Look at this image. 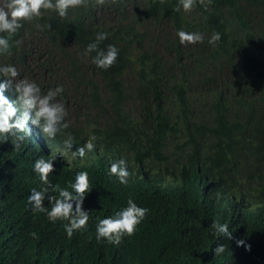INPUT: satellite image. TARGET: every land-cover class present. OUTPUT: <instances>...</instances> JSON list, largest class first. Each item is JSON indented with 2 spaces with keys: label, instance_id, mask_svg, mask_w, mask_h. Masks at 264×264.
Instances as JSON below:
<instances>
[{
  "label": "trees",
  "instance_id": "trees-1",
  "mask_svg": "<svg viewBox=\"0 0 264 264\" xmlns=\"http://www.w3.org/2000/svg\"><path fill=\"white\" fill-rule=\"evenodd\" d=\"M177 2L89 0L67 18L45 11L24 22L14 37L22 43L4 63L42 93L64 73L67 90L57 100L68 112L67 131L94 124L89 130L107 139L111 151H132L130 163L156 160L168 179L159 187L147 180L156 196L145 182L110 179L99 168L107 159L55 157L53 184L68 187L80 168L108 181L102 195L91 181L83 202L88 228L68 238L66 221L51 223L27 205L30 190L42 187L32 171L35 152L24 143L14 149L9 138L0 144V264H264V0H212L207 10L198 5L191 13L174 11ZM37 23L51 28L39 31ZM180 29L202 33L204 42L181 45ZM100 32L108 37L99 47L115 45L119 55L107 70L93 64L92 79L74 53L82 55ZM213 32L221 34L215 47L207 43ZM35 45H41L40 62L27 64ZM80 120L87 126L77 130ZM219 182L237 195L229 210L217 207ZM129 198L149 209L135 234L119 245L97 242V218L112 216ZM244 202L258 208L246 212ZM43 204L50 207L47 198ZM216 219L229 225L231 240L210 229ZM217 244L226 246L221 255L213 254Z\"/></svg>",
  "mask_w": 264,
  "mask_h": 264
},
{
  "label": "clouds",
  "instance_id": "clouds-1",
  "mask_svg": "<svg viewBox=\"0 0 264 264\" xmlns=\"http://www.w3.org/2000/svg\"><path fill=\"white\" fill-rule=\"evenodd\" d=\"M89 0H3L0 3V144L12 140V146L20 150L24 143L35 152L32 171L38 176L40 184L39 190L32 188L27 198V205L31 206V211L46 213L47 219L51 223L57 221L63 223V229L68 238L76 233H84L88 228L89 211L83 209V202L91 190V181L101 189L97 190L100 195L107 187L108 181L97 176H89V170L80 168L75 173L74 180L68 187H60L49 180V176L55 171L54 161L63 156L72 158L75 162L88 158L89 155L107 159L105 166H99L106 175L111 176L120 184L139 186L145 182L153 195H156L148 181L155 187L162 186L168 179L167 169L155 163L145 164L142 162H128L133 156V152L128 150L119 154L111 151L107 146V139L100 141L97 134L90 128L95 125H88L87 129L80 130L87 124L82 120L77 121L78 133L67 131L70 121L65 104L57 100L63 92L67 90L66 75L58 73L57 84L47 92L42 93L40 85L29 77L19 78L20 73L12 64L4 63V56L11 57L12 49L19 47L21 40L14 37L24 27V22H31L40 18L45 11L54 12L60 18H67L69 10L79 7H87ZM105 0H95L96 5H103ZM212 0H178L177 6L173 9L176 12L191 13L199 5L205 10L211 5ZM39 31L50 29L51 25H34ZM176 36L181 45H195L204 42V35L199 32H187L183 29L177 30ZM108 34L100 32L96 34L95 41L89 43L82 55L74 53L79 63L86 64L90 69L92 79L97 76L91 72L94 64L97 68L107 70L112 67L119 55V50L115 45L109 44L106 49L99 47L101 41L107 39ZM221 40L219 32L210 34L207 43L213 47L217 46ZM36 48L34 55H31L27 64L39 63L38 51L41 45ZM95 56L91 57V53ZM116 125V123H115ZM113 125L111 127V138L116 139ZM76 141L74 143V139ZM64 139V140H63ZM45 154L47 157H41ZM56 157V158H55ZM184 161V163H186ZM197 173V164L194 175ZM193 173H190V175ZM188 175V176H190ZM148 180V181H147ZM195 183V179L192 178ZM191 185L187 184L184 190H188ZM173 187L167 189L170 190ZM70 189V190H69ZM50 192L58 193V196L50 195ZM157 196V195H156ZM215 197L218 202L217 207L221 210H229L234 206L236 193L225 187L220 182L215 185ZM47 198L48 205L43 202ZM191 204H196L194 194H190ZM245 211L252 213L258 205L248 207L244 202ZM149 209L138 206L132 198L126 202V206L116 211L112 216L97 218L95 227V238L97 242L104 241L108 244L119 245L124 237H131L135 234L137 227L147 217ZM257 215V212H256ZM210 229L216 236L223 235L229 240L232 233L229 231L227 223H220V220H213ZM35 236V233H32ZM237 246L243 245L244 240L236 241ZM250 246H246V250ZM214 255H221L226 251L224 244H217L213 249Z\"/></svg>",
  "mask_w": 264,
  "mask_h": 264
}]
</instances>
